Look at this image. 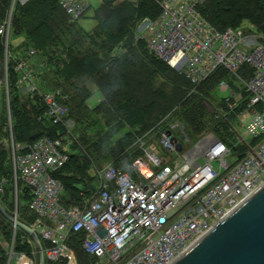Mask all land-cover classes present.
<instances>
[{"label": "built area", "instance_id": "obj_1", "mask_svg": "<svg viewBox=\"0 0 264 264\" xmlns=\"http://www.w3.org/2000/svg\"><path fill=\"white\" fill-rule=\"evenodd\" d=\"M96 1L99 6L104 2ZM204 1L158 0L159 13L141 21L139 37L147 41L156 58L181 69L193 86L191 91L219 69L232 76L233 85L222 79L216 91H228L236 104L245 102L243 111L247 112L239 115L243 136L237 126L231 127L246 146L241 157L212 131L186 147L188 138L183 126L171 121L158 129L157 144H146L143 137L135 143L141 153L133 162L125 163L133 175L107 163L94 175L97 183L92 194L81 193L79 203L65 206L60 201L64 186L54 172L69 159L62 133L68 131L64 112L69 96L61 88L42 90L33 85L29 64L18 61V89L25 95L38 96L45 106L43 117L64 128L55 136L16 144L10 154L14 215L17 217L19 178L29 194V210L36 214L28 226L40 243H47L45 249L42 247L45 260L77 264L71 240L78 235L83 251L94 264H167L264 185V36L254 42L241 29H217L200 11ZM56 2L71 19L86 17L99 7H93L90 0ZM10 18L0 23L6 87L7 60L12 56ZM149 133L152 129L146 135ZM173 136L182 145L180 150L172 142ZM253 139L256 143L251 145ZM158 166L159 171L152 169ZM101 228L105 233L98 235ZM17 229L13 225L12 240L6 243V264H11L12 258H19L17 264H37L36 246L29 235L35 250L30 254L14 251Z\"/></svg>", "mask_w": 264, "mask_h": 264}, {"label": "trees", "instance_id": "obj_2", "mask_svg": "<svg viewBox=\"0 0 264 264\" xmlns=\"http://www.w3.org/2000/svg\"><path fill=\"white\" fill-rule=\"evenodd\" d=\"M31 1L34 2L36 8L41 12L42 17L45 21L41 20V18L37 15V9L32 12V9L26 6ZM10 3L11 0H0V23L6 17ZM47 3H52L53 6L61 13V17H57L54 14H47L49 13L46 9ZM115 4L117 5L112 6L114 5V3H112V0H104V2L95 9L96 17H98V19L92 33L94 31L95 33H98L97 37H102L101 39L105 40L104 43L108 47H113L114 43H116L122 35L126 34L125 31L128 32L129 35V32L132 31L135 27V25L133 24H135V22L139 18H144L145 16H147L146 14L148 13V11L150 12L152 10L150 14H153V12L157 10L156 14L151 16V18L157 16V14L159 13L158 5L156 7L155 5L154 7L151 5V7L147 8V6L144 5L143 0H141V3L138 6L135 3H133L134 6L132 4L129 6H125L122 0L118 2L115 1ZM200 11L202 15L219 30H224L228 27L235 28L237 25V20L241 21L243 19H248L258 27L260 32L264 34V0H205L200 5ZM12 15V27L13 32L15 33L19 32L18 29L21 30V27L16 28V25L23 26L24 24H28L29 20L34 21L35 25L28 29V31L34 38H36V36L38 35V33L36 32V29L38 27L37 24H40L42 22L44 23L45 28L47 26L51 30H53L54 28H60V32H62L61 30L65 28L66 31L63 32L62 35L66 34L64 38H69V28L71 25L70 21L75 22L79 20L71 19L60 8L56 0H27L21 5H14ZM130 19H133L132 24L128 26L126 21L129 22ZM232 23L233 26H228L232 25ZM114 30L119 31V33H114ZM94 36L96 38V34ZM59 39L60 34H58L57 39H52L51 41L54 40L56 43H61L62 39L60 41ZM51 43L54 42H48L43 46L42 50L40 49L41 52L43 51L44 53H46V56L49 58V60L53 58V54L50 52L53 51V45H55H51ZM26 44L27 42L25 43V45ZM10 46L13 49L11 42ZM10 46L9 50L12 53V56L7 60V83L8 93L10 95V110H12V112H10L12 127L11 130L14 135V140L17 144L27 145L44 135L55 136L58 130H64L63 125L55 124L50 119L43 117L45 106L38 96L22 94L18 89L17 82L20 77V73L16 70V66L18 61L21 59L16 55L14 49L12 52ZM27 47L28 53L30 52V50H33L34 54L38 52V49H34L32 45H28ZM21 48H24V46L22 45ZM127 49L129 52H136L139 47L133 46L127 47ZM143 51L146 52L147 55H149L147 50L143 49ZM4 56V47L2 39L0 37V66L2 67V69L5 61ZM130 56L132 57V53ZM126 58L124 60L111 59L105 64H100L96 60L87 62L74 60L72 64H76V70L70 72V74H68V72H66V74L65 72L61 73V75L66 76V80H68V77H73L74 80L72 81V84L68 83V87L63 86V84H54L52 88L42 89L51 90L55 88H61L69 96L66 102L68 112H76V115L78 114V112H84L86 114L93 115V120H90L87 125L91 124L92 126L93 124H98L100 121L104 120L105 127L102 126V128L99 129L98 132H96V136L88 138V144H90L91 147L96 148L98 151L102 150L105 153H110L111 151L112 153H114L116 151V146L112 143L115 139L114 137L118 133L120 134L122 131H124V133H121L122 136L118 139L119 141H117V143L121 142V148H126L131 140H128L130 134L126 132L125 126H129L128 123L133 122L131 119H129L130 112H133V110L135 112H140L136 107L137 104L144 107H146L147 105H149L150 107L152 106L153 108H151V115H155L158 112H167L166 114H163L162 116L157 118L156 122H154L153 124L145 122L147 119L143 122L144 126L151 125L152 131L155 130L156 132H158L159 128L167 127L166 124L171 121L179 122L180 125L183 126L186 135L189 137L201 134L203 131H207L208 128H210L217 137H219L231 148L233 154L237 155L238 157H241L245 154L246 146L238 141L236 135L231 130V127H235L239 123V115L241 114V111L245 109V102L240 101L236 106L229 107L227 103L222 100V107H217V109L214 110L215 113H212L211 116H208L207 112L209 110L208 106H211V103L213 102L214 95L212 94V92L213 90L216 92L218 83L222 79H226L232 84V76L229 73H227L223 69H219L213 76H211L193 91H191L193 88L192 84L182 74L183 83L179 87V92L173 91L172 93H168L165 92L163 88H153L151 81L144 75L145 70L143 68V64L137 62L132 58ZM158 60L164 65L168 66L162 60ZM59 64L69 65L66 60H63ZM82 77H87L88 81L94 83L98 88L99 93L101 94L100 101H98L93 106L89 105L91 92H89L87 85L84 83L86 81L83 82V80H78ZM244 96L245 93L243 97ZM22 98L24 99L25 104L28 107V111L27 109H23L20 107L19 109L17 108L16 100H21ZM14 109H16L15 112ZM205 110L207 111L205 112ZM203 111L205 112L204 115L206 114L205 116L202 114ZM175 112H177L178 116L180 117H174ZM209 112L212 111L209 110ZM217 112H220L221 115H218ZM16 114H21L22 116L25 115L26 118H29V120L23 118L24 121L26 120V123H21L20 121H18L21 116ZM38 117H40V120H38ZM215 117H222L224 119L222 125L218 124L216 121H213V118ZM77 120L79 122L78 125L82 126L83 131V123L84 121H87V118L82 120L81 122L80 119L77 118ZM29 123L30 125H28ZM8 128V112L0 111V204L7 213L13 215L15 211V194L11 159L10 155L7 154V151H4L1 148L2 143L4 142L3 138H7L9 136L10 128ZM229 136H232L233 138L228 139ZM80 139L81 137L78 138L74 145H76V148L78 150L82 151L83 146H87V141H82L81 144ZM255 143V139L250 141L251 145H254ZM133 144L131 147H133ZM140 153L141 152L137 150L135 146V148L128 153V156H125L124 159L126 160H119L114 164L120 166L124 170L129 171V173L133 175V172L125 165V163L133 162L136 156ZM69 155L70 157L68 161L62 168L54 172V176L59 178L64 186L61 195L62 201L65 204H76L83 199V196L79 194V197H77L76 200V196L71 195L70 192L74 191L79 193L80 189H83L84 191V189H86V187L88 186L87 184L82 183L84 186L78 188V186L74 184L75 182H73L76 176L70 173H64L63 170L66 169L67 166H70L71 169L76 168L80 173L85 170L81 167L82 160L79 154L75 152L70 153ZM118 156L119 155H117L116 157ZM80 179L84 178L80 177ZM91 182L92 180L89 182L88 187L90 189L84 191V193L88 196L91 195L95 190V187L91 185ZM17 188V218L24 224L32 225V222L36 218V214L29 210V194L26 192L25 186L19 178L17 179ZM21 193L26 201V205L24 206H21L19 202ZM69 196H71L73 199H71ZM12 236V222H10L0 213V264H6L7 260L5 246L3 243L5 241L6 243L10 242L12 240ZM71 242V245L76 254L77 264H94L93 258L83 251L79 239H72ZM41 244L45 249L47 243L43 240ZM34 250V247L28 241L27 234L24 231L17 229L15 234L14 251H23L30 254ZM45 264H65V261L59 260L55 262H49L48 260H45Z\"/></svg>", "mask_w": 264, "mask_h": 264}, {"label": "rangeland", "instance_id": "obj_3", "mask_svg": "<svg viewBox=\"0 0 264 264\" xmlns=\"http://www.w3.org/2000/svg\"><path fill=\"white\" fill-rule=\"evenodd\" d=\"M26 1L27 0H11L6 17L3 20H5L6 18H10L9 16L11 12L10 20L12 24L13 6L16 4L21 5L25 3ZM90 1L92 2L93 7L96 8L99 6L96 0H90ZM115 1L118 2L121 0H112V3H114V5L112 6L117 5L115 4ZM122 1L124 2L125 6H129L131 4L134 6L133 3H135L138 6L141 3V0H122ZM143 1H144V5L147 6L148 8V7H151V5L153 7L155 5L156 7L158 0H143ZM26 6L31 8L32 12H34L35 9H37L33 1L29 2ZM46 9L49 13L47 12L45 13L49 15L54 14L57 17H61L60 16L61 13L58 11V9H56L53 6L52 3H47ZM150 12H152V10ZM150 12L148 11V13L146 14L147 16L145 17H151L155 15L157 10H155L153 14H150ZM36 13L41 18V20L45 21L42 17L41 12L38 9L36 10ZM144 18H139L137 21L135 20L136 22L134 21L135 24H133L135 25L134 29L129 32V35H128V32L125 31L126 34L122 35L120 39L116 43H114L113 47H108L104 43L105 40L101 39L102 37L101 38L97 37L98 33H95V31L92 33L93 29L95 28V25L97 24V19H98V17H96L95 10L92 11L87 17L81 18L78 21L72 22L68 19L71 23L70 28H69L70 29L69 38H64L66 34L62 35V33L66 31L65 28L61 30L62 32H60V28H54L53 30H51L47 26L45 28L43 22L40 24H37L38 27L36 29V32L38 33V35L36 36V38H34L30 34L28 29L34 26L35 23L33 20H29V23L26 25L24 24L23 26L21 25L15 26L16 28L21 27V30L18 29L19 32L17 33L13 32V27L11 28L10 42L12 44V47L16 55L19 56L20 59L26 61L27 64H29L30 66L29 69L31 73V82L33 85H36L39 89L52 88L54 84H63V86H66V87L69 86L68 83L72 84V81L74 80L73 77L72 78L68 77V80H69L68 81L66 80V76L61 75V73L65 72L66 74V72H68V74H70V72L75 71L76 64H72L74 60H80L81 62L96 60L100 64H105L111 59L124 60L127 57V58H132L136 60L137 62L143 64V68L145 70L144 75L151 81L153 88L160 87V88H163V90L168 93H172L173 91L179 92V87L183 83V79H182L183 75H182L181 69L170 68L169 66H166L163 63H161L158 60V58H156L150 52L147 46V41L144 38L139 37V27L138 26ZM132 20L133 19H130L129 22L126 21L128 26L132 24ZM236 24L237 25L235 28L241 29L243 32V35L250 41H254V42L259 41L262 39L260 36H264V34L259 31L258 27L254 25L252 22H250V20L248 19H243L241 21L237 20ZM228 26H233V23L232 25H228ZM116 32L119 33V31L114 30V33ZM58 34H60L59 41L62 39V42L56 43L54 40L51 41L52 39H57ZM95 34H96V38L94 36ZM26 42L27 44L25 45ZM48 42H54V43H51V45L55 44L53 45L54 46L53 51L50 52L53 54V58L51 60H49V58L46 56V53H44L43 51L41 52V50L43 49V46L47 44ZM22 45L24 46V48H21ZM28 45H32L34 49H38V52H36V54H33V55L30 52L28 53V47H27ZM133 46H137L139 47V49L136 50V52L135 51L129 52L127 47H133ZM13 49H12V52H13ZM143 49L147 50L149 55H147L146 52L143 51ZM17 50L19 51L16 52ZM131 53H132V57L130 56ZM63 60H66V62L69 65L59 64ZM2 70H3V76H5L4 68ZM78 80L79 81L83 80V82L86 81L84 83L87 85L89 92L92 93L89 99V103L91 106L95 105L99 101V98L101 96L96 85L92 83L91 81H88L87 77H82V78H79ZM1 86H0V111L8 112V124L10 128L11 126L10 112H12V110H10V95L8 93V88L3 82ZM21 93L23 94L22 91ZM212 94L214 95L213 102L211 103V106L210 105L208 106V109L212 112H209V110L208 111L205 110V112L206 111L208 112V116H211L212 113H215L214 110L217 109V107H222V104H221L222 102L217 98V96L225 97L228 95V91L219 89L215 92L213 90ZM16 102H17L16 104H17L18 109L20 107L23 109H27L28 111V107L25 104V101L23 98L21 100L19 99L16 100ZM136 107L140 112H135L134 110L133 112H130L129 119H131L133 122L128 123L129 126L127 125L125 126L126 132L130 134V136L128 137V140H131V142L126 146V148L124 149L121 148L122 147L121 142L117 143V141H119L118 139L122 136L121 133H124V131H122L120 134L118 133L119 135L117 134L114 137L115 139L112 142L116 146V151L114 153H112V151L110 153H105L102 150L98 151L96 148L91 147L90 144H88V138L96 136V132H98V130L101 129L102 126L105 127L104 120L100 121L98 124H93L91 126V124L89 125L87 124L90 122V120H93V115L86 114L84 112H78V114L76 115V112H68V110L64 112V119L68 122V131L64 130V132H62L63 137H64L63 143L66 145V151L68 154L75 153V152L79 154L82 160L81 167L87 171L86 172L84 170L85 172L83 171L82 173H80L77 171L76 168L71 169L70 166L69 167L67 166L68 168L66 167V169L63 170L65 174L70 173L76 176L73 182H75L74 184L77 185L78 188H80L81 186H84L82 183L87 184V186L89 187V182L91 180H92L91 185L95 187V184L97 183V180H96L97 176L95 177L94 175L95 173H97V170L107 163H115L119 160H123L125 156L126 155L128 156V153L131 152L135 148L136 146L135 143L140 138L143 137L144 140H146V144H149V143L157 144V134L158 133L154 130L152 131V133H149V135H146V133L152 129L151 128L152 126L151 125L144 126L143 122L147 119L145 122L153 124L154 122H156L157 118H159L163 114H166L167 112H158L155 115H151V112H152L151 108H153L152 106L150 107L149 105H147L146 107H144V106H139L136 104ZM16 109H14V112ZM205 112L203 111L202 114L204 115ZM70 114L72 117L70 116ZM16 115L21 116L20 119H18V121H20L21 123H26V120L24 121V119L29 120V118H26L25 115L23 116L21 114H16ZM176 116H178L177 112L174 113V117ZM76 117L80 119V122L87 118V121H84L83 123L84 125L83 131H82V126L78 125L79 122ZM209 118H212V117H209ZM38 120H40V117H38ZM213 121H216L218 124L222 125V123L224 122V119L222 117H215L213 118ZM28 125H30V123ZM11 128L9 130V136L7 138H3L4 142L2 143V146H1V148L4 151H7L8 155L11 154V150L13 149V146L17 144L14 140V137H13L14 135L12 133ZM237 129L239 133H241L243 136V129L240 123L237 125ZM210 131L211 129L208 128L207 131L205 130L201 134H197L191 137L187 136L188 142L186 143L185 146L186 147L191 146L201 135H203L206 132H210ZM79 137H81L80 139L81 144H82V141L83 142L87 141L86 143L87 146H83L82 151L78 150L76 148V145H74ZM232 138H233L232 136L228 137V139H232ZM132 144H133V147H131ZM157 151L159 152L158 148H157ZM117 155L119 156L116 157ZM160 168L161 166L152 167L154 171H159ZM80 177H83L84 179H80ZM88 187H86L84 191L89 190L90 188ZM84 191L83 189L82 190L80 189L79 193L72 191L70 192V194L75 195L76 200H77V197H79V194L81 195V192L85 194ZM69 197L73 199L71 196ZM60 201L65 206L75 204V203L65 204L62 201L61 196H60ZM19 202L21 206L26 205V201L23 198L22 193L19 197ZM79 237L80 236L78 235L74 236L75 239H79ZM3 244L6 248L7 247L6 241ZM18 262H19V258H12L11 260V264H17Z\"/></svg>", "mask_w": 264, "mask_h": 264}, {"label": "water", "instance_id": "obj_4", "mask_svg": "<svg viewBox=\"0 0 264 264\" xmlns=\"http://www.w3.org/2000/svg\"><path fill=\"white\" fill-rule=\"evenodd\" d=\"M5 80L0 66V86ZM167 134H170L168 132ZM178 150L182 145L172 137ZM0 213L32 239L36 246L37 264H44L42 245L33 228L10 215L0 204ZM103 228L98 235H103ZM167 264H264V185L232 211L184 254Z\"/></svg>", "mask_w": 264, "mask_h": 264}, {"label": "crops", "instance_id": "obj_5", "mask_svg": "<svg viewBox=\"0 0 264 264\" xmlns=\"http://www.w3.org/2000/svg\"><path fill=\"white\" fill-rule=\"evenodd\" d=\"M19 50H17L16 52H18ZM3 83L5 84V80H3ZM8 88V87H7ZM7 92V91H6ZM91 95H92V93H91ZM91 97V96H90ZM217 98L220 100V101H222V100H224L225 101V99H227V105L229 106V107H232V106H236L237 104H236V99L234 98V97H231V96H229V95H227V96H225V97H219V96H217ZM100 99H101V96H100V98H99V101H100ZM241 112H247V111H241ZM239 124V123H238ZM237 124V125H238ZM236 125V126H237Z\"/></svg>", "mask_w": 264, "mask_h": 264}, {"label": "flooded vegetation", "instance_id": "obj_6", "mask_svg": "<svg viewBox=\"0 0 264 264\" xmlns=\"http://www.w3.org/2000/svg\"><path fill=\"white\" fill-rule=\"evenodd\" d=\"M14 214H15V212H14ZM45 264V263H44Z\"/></svg>", "mask_w": 264, "mask_h": 264}]
</instances>
